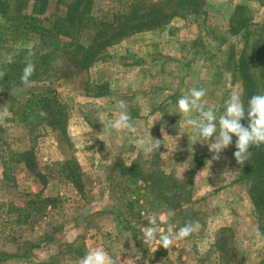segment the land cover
Returning <instances> with one entry per match:
<instances>
[{
    "label": "rangeland",
    "instance_id": "1",
    "mask_svg": "<svg viewBox=\"0 0 264 264\" xmlns=\"http://www.w3.org/2000/svg\"><path fill=\"white\" fill-rule=\"evenodd\" d=\"M75 1L48 0L37 15L43 34L22 46L35 51V72L27 84L20 79L27 53L19 56V43L0 49V72L20 63L0 80V107L10 111L0 124V258L15 255L0 264H80L96 248L120 264H260L262 221L249 191L254 181L242 178L234 156L237 137L212 159L208 143L195 142L196 133L186 123L199 119V113L180 115L177 102L189 89H204L202 102L213 110L218 128L230 96L243 103L242 78L233 75L228 59L231 44L238 55L246 50L249 74L260 90L252 47L264 33L258 29L264 24V0H206L195 13L112 39L105 47L96 36L123 26L130 4L139 0H92L90 16L96 20L82 29L77 25L72 36L58 35L57 20ZM30 11L31 5L25 13ZM242 16L252 20L248 37L244 30L233 34ZM81 46H92L93 52L100 48L89 66V51ZM39 94L64 105V127L51 125L50 117L23 120L28 100ZM119 101L126 102L134 130H103L102 122H115L125 111ZM141 138L145 147L160 140L159 149L143 151ZM25 153L31 154L30 165ZM132 163L138 176L124 172ZM153 171L170 177L157 183L149 176ZM161 196L170 197L175 209L155 199ZM41 197H53L56 206L45 203L41 210L40 202L30 203ZM152 215L165 218L155 225L160 230L170 224L178 232L190 221L194 231L169 249L160 247L159 232L156 243L145 245Z\"/></svg>",
    "mask_w": 264,
    "mask_h": 264
},
{
    "label": "trees",
    "instance_id": "2",
    "mask_svg": "<svg viewBox=\"0 0 264 264\" xmlns=\"http://www.w3.org/2000/svg\"><path fill=\"white\" fill-rule=\"evenodd\" d=\"M92 0H77L71 3L68 6V9L65 13V16L60 17L57 20V24L54 27L56 33L58 35L64 36H72L73 31L76 30L75 27L77 25H81V29L85 28L89 25V20H96L93 16L90 15V9L92 7ZM206 3V0H153L145 1L139 0L137 2L133 1L129 8L131 9V14L127 22L113 31L111 34L98 35L96 37H100L101 42H103L102 47L107 46L112 39L122 40L125 37L136 34L138 32L159 28L167 25L174 17L182 14V13H191L201 9L202 6ZM48 4V0H0V49L8 46L9 44L19 43L20 49H18L19 56L24 55L26 53V49L22 48L25 43L30 42L35 35H39L42 33L43 27L40 26V19L37 15L42 14L46 6ZM31 5V11L25 13V10ZM244 9L243 6L238 7V9ZM237 20V17L234 18ZM239 25L234 27L233 34H239L242 30L245 31L244 36H249L252 33V29L250 28L252 25V20H250L247 16L240 17ZM66 23V29H60L58 24ZM262 23V22H261ZM259 31L264 32V24H262L259 28ZM52 30V29H51ZM43 34V33H42ZM41 34V35H42ZM264 39V33L261 34V37L256 39L252 49L254 53V61L260 68L258 81L260 84V90L264 95V47L257 44L258 41ZM100 42V43H101ZM263 44V43H262ZM84 48L81 46V50L85 51L84 53H88L86 56L87 66L91 65L95 59L97 53L100 51V48L97 51L93 52V48ZM237 45L231 44L229 48V57L228 59H232L233 67L231 68L233 75L236 73L240 74L243 83V108L245 111V117L242 118V125L247 127L249 124V118L247 116V112L249 110V100L253 95H259L258 88L256 87V79H253L249 74L248 66H250V61L247 59L246 50H242L238 55L236 53ZM256 53H255V52ZM42 56L37 60L40 61ZM19 62H15L14 64H7L4 67V73H7L10 68H15L19 65ZM43 110L47 113L46 117H50L49 123L53 126H57L59 123L64 127L68 114L65 110L64 105L58 101L56 98L39 94L34 96L32 99H29L25 109L22 112L23 120L30 121L34 123L35 121H42L45 117H40L39 112ZM237 151V149H236ZM249 151L251 152V156L248 161H245L243 165H240L243 171L242 178H248L254 181L253 186L250 187V195L255 206V213L260 214V232L264 239V144H261L259 148H256L254 145L250 146ZM23 158H26L27 163L30 165L31 163V154L25 153L22 154ZM21 157V159H23ZM70 164V162L66 163V165ZM126 173L130 174V176H138L139 167L132 163L130 165H124ZM151 179L155 180L157 183L161 180L167 182V179L170 176L168 174L162 173V171H153L149 173ZM172 180V179H171ZM155 199L168 206V209L174 210L173 204L170 202L171 198L168 196L164 197H155ZM53 201V197H41L39 199L31 200V204L40 202L41 210L44 209L45 203H51ZM182 210L180 212V216H182ZM221 246L225 254V248L227 247L224 244L226 241H223L224 238L221 239ZM229 248H226L228 250ZM7 257H15V255L6 254L4 257L0 258V261L4 260ZM217 264H235L234 262H222L220 260ZM260 264H264V253L263 257L260 261Z\"/></svg>",
    "mask_w": 264,
    "mask_h": 264
},
{
    "label": "clouds",
    "instance_id": "3",
    "mask_svg": "<svg viewBox=\"0 0 264 264\" xmlns=\"http://www.w3.org/2000/svg\"><path fill=\"white\" fill-rule=\"evenodd\" d=\"M26 64L22 69L21 82L27 84L29 78L35 72V64L32 62L31 57L35 56V51L32 46H28L26 50ZM5 73L0 72V80L3 79ZM206 95L204 89H189L188 93L183 95L178 100V113L185 117L195 110L199 113V119L189 118L187 119V125L191 126L195 133V142L197 140L202 143H208L209 151L214 153L212 159H219V153L232 143V136L235 135L237 140L235 146L234 156L238 164L243 165L245 161L249 160L251 152L250 146L259 148L261 144H264V95H253L249 100V110L247 116L249 118V124L247 127L242 125L240 121L245 117V111L240 101L239 96L232 95L226 102L227 107L223 115L219 118V128L217 127V118L212 109H205L202 102V98ZM119 107L125 109L122 111L118 119L115 122H109L103 124V130L115 129L126 130L132 129L130 124V117L128 116L126 109L127 104L124 101H119ZM10 116L8 107H0V124H3L5 120ZM40 117H46L47 113L43 110L39 112ZM213 133H217L215 140L213 141ZM104 139L103 136H100ZM154 143L145 147L146 141L141 138L138 141V146L145 152L150 153L153 149H159L161 141L154 140ZM107 144V142L105 141ZM108 146V145H107ZM130 165V164H129ZM164 221L163 216L157 217L152 215L148 217L149 224L144 232L143 243L145 245L153 244L157 242V233L159 232V245L165 249H169L174 246V242L182 240L190 236L194 231L192 222H186L178 232L174 231L173 227L169 224L166 231L158 229L155 225L157 221ZM80 264H120V260L113 258L102 248H96L90 250L80 261Z\"/></svg>",
    "mask_w": 264,
    "mask_h": 264
},
{
    "label": "crops",
    "instance_id": "4",
    "mask_svg": "<svg viewBox=\"0 0 264 264\" xmlns=\"http://www.w3.org/2000/svg\"><path fill=\"white\" fill-rule=\"evenodd\" d=\"M228 207V206H227ZM229 208V207H228Z\"/></svg>",
    "mask_w": 264,
    "mask_h": 264
}]
</instances>
